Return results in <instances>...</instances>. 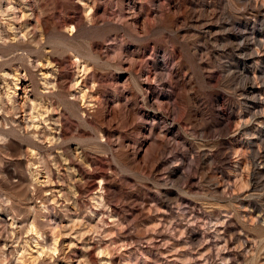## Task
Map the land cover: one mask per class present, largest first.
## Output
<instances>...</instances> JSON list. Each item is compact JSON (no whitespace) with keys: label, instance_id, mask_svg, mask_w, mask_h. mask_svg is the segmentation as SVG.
I'll return each mask as SVG.
<instances>
[{"label":"rangeland","instance_id":"1","mask_svg":"<svg viewBox=\"0 0 264 264\" xmlns=\"http://www.w3.org/2000/svg\"><path fill=\"white\" fill-rule=\"evenodd\" d=\"M0 264H264V0H0Z\"/></svg>","mask_w":264,"mask_h":264},{"label":"bare ground","instance_id":"2","mask_svg":"<svg viewBox=\"0 0 264 264\" xmlns=\"http://www.w3.org/2000/svg\"><path fill=\"white\" fill-rule=\"evenodd\" d=\"M32 231H34V230L32 229Z\"/></svg>","mask_w":264,"mask_h":264}]
</instances>
